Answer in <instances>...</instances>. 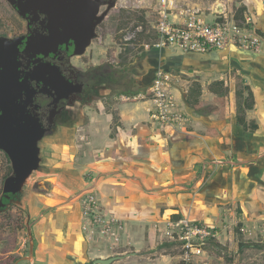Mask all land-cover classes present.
<instances>
[{
	"label": "rangeland",
	"instance_id": "rangeland-1",
	"mask_svg": "<svg viewBox=\"0 0 264 264\" xmlns=\"http://www.w3.org/2000/svg\"><path fill=\"white\" fill-rule=\"evenodd\" d=\"M176 1L178 8H199L206 13L210 12V9L220 8L221 4L228 8L234 7V0ZM121 4L125 5L126 3L122 1ZM127 5V7L123 6L115 10L118 19L115 22L111 21V28L107 31L105 47L95 49L96 55L98 52L108 53V56L116 62L114 63L116 65L122 64V59L117 55L122 56L125 47L128 46V42L124 39L126 32L129 29L133 32L140 20L141 23L145 20L148 26L154 23L160 0H128ZM10 12V6L6 0H0V15ZM139 18L141 19L139 20ZM208 19L210 20L211 17H208ZM115 23L120 26L117 27L114 25ZM147 37V35L138 36L136 39L134 38L135 40H132L133 44L131 45H134L138 51L133 60L138 57L128 67L124 75L120 76V85L117 84L112 88L111 97H114L120 90L130 91L140 87L144 89L150 85L158 69H167L179 78L180 82L177 83L176 90L180 87L181 91L186 92V94L182 92L185 95L191 88L197 89L198 84H202V95L204 94V97H207L203 99L206 110L210 112L213 110V113H217L218 118L222 120L227 113L228 115L231 114L234 102L231 99L236 95L237 76L247 83L251 82L249 76L252 78L251 83L257 88V95L256 108L250 111V117L256 118L261 123L260 129L254 138L251 137L249 140L252 146L250 149L254 151L253 157L247 155L244 157L245 151L242 149L239 151L238 147L243 148L241 145H244V143L237 144L236 148L224 149V153H220L221 159L218 163H216V160H218L216 154L202 157L195 163L197 171L193 170V166L183 167V172L179 178L181 187L178 190L181 191L184 187L183 184L185 185L183 190L191 194L189 205L194 206L195 201L199 200L200 203L195 207L198 213H204V219L201 220L215 226L220 233L219 238L207 246L209 264H254L255 259L262 260L264 264V252H261L258 248L263 243L264 231L257 227L264 225V216L256 220H247L244 218L242 211H239L241 203L244 205L249 204L246 200L248 196L245 197L243 191L250 183L259 190L264 188V77L259 75L260 73L256 69H247L250 62L264 61L262 60L264 56L262 59L259 58L264 55V51L246 50L249 53L252 52L251 54L256 55L257 53L260 55L258 58L255 56L256 60L252 61L250 57H244V54L236 57L237 53L231 49H229L230 51L224 50V53L222 50L216 51L213 54H190L173 48L146 49L142 44L150 41ZM229 48H232V46ZM237 49L241 52L244 50L238 47ZM219 80H224V88L226 86L229 88L224 107L216 99L217 95L211 92L212 84ZM215 87L220 88L218 84H215ZM110 96L104 99L106 108L104 107L101 110L102 112L97 106V102H93L84 108V115L73 131L68 134L66 131L63 135L45 140L40 168L33 172L17 197L10 201L4 210H0V264H48L47 259L51 253L47 251L46 247H43V244L50 243L52 239L62 242L66 237V226L69 227L67 228L68 239L72 238L75 233L80 234L74 236V239H78L81 234L86 237L84 238L89 244L90 250V252L88 250L87 252L91 260L99 254H108L107 257H109L136 253L112 264L175 263L172 256L177 251L168 247L158 249L160 245L158 238L151 237L147 230L151 227L155 229V225L153 226L150 221L140 218L124 220L127 235L122 233L120 235L121 241L118 244H114L113 239L111 240L106 235L99 234L93 236V238H88V232L83 228V225L79 231L74 229V227L77 228L74 219L75 217L77 219L80 207H82V196L94 194L103 204L98 193L87 187L97 176V169L101 167L96 164L98 156L96 153L102 152L111 145L110 138L107 135L109 125L114 127L118 123V121H115L116 119H113L114 117H111L112 113L116 111H112L115 105L111 104L112 106H109L110 100H112L111 98L108 99ZM148 106V104L142 102H124L121 104V110L138 109L143 117H147L146 108ZM223 109L224 117L221 118L220 114ZM94 119H97L95 125L102 132L99 136L94 134V142L92 143L93 139L87 127L94 123ZM153 124L154 127L158 128L167 127ZM191 125L190 118L186 127H175L174 129L184 130L186 134L187 131L191 130ZM204 133L206 134V131ZM233 135L228 132L225 133L226 137H230L229 139ZM231 141L233 143V138ZM244 141L247 143V140ZM244 158L247 160H244ZM254 163L258 164L257 168L250 167ZM176 164L177 168H182L179 166L181 164L178 162ZM7 166V157L3 151H0V197L3 194L4 175ZM259 168L262 169L260 172H258ZM185 173L190 174L189 181L180 183L182 176H188ZM261 204H263L262 201ZM102 208H104L105 213H110L104 204ZM182 214L190 216V213L187 212ZM239 223H242L247 229H251L253 234L239 233L237 230ZM160 226L163 227V224H160ZM29 231H32L33 234L34 252L32 256ZM130 232L136 235L134 236V240L137 242L136 245L129 241L128 235ZM141 238L143 239V245L139 246L138 243ZM124 240L126 241L125 244H123ZM41 258L46 260H41ZM195 264L202 263L195 262Z\"/></svg>",
	"mask_w": 264,
	"mask_h": 264
},
{
	"label": "crops",
	"instance_id": "crops-1",
	"mask_svg": "<svg viewBox=\"0 0 264 264\" xmlns=\"http://www.w3.org/2000/svg\"><path fill=\"white\" fill-rule=\"evenodd\" d=\"M244 3L248 7L246 13L248 15L250 14L253 18L254 27L264 37V0H244ZM233 47L234 46H232V48L223 49L222 52L224 53V50L230 51L229 49L235 52ZM235 48L237 49V47ZM238 51L237 49L236 57L244 54V57H250L252 61L256 60L255 56H257V58L260 56L257 53L256 55L251 54L252 52L249 53L246 49L242 50L243 52H241V50ZM263 51L264 43L259 51L254 52ZM187 53L200 54L193 52ZM213 53L215 52L211 54ZM263 56L264 55L259 58L262 59ZM262 62L260 60H258V62H250L248 63L249 67H247V69H256L257 72L260 73L259 75L264 77V61ZM249 78L252 82V78L250 76ZM251 82L249 81L248 83L256 96L257 88L254 87V84ZM182 92L180 87L178 90H175L176 95L178 93L177 97L183 109L191 118V130L186 133L188 137L184 130H175V127H154V124L150 121L149 106L146 108L147 117H143L138 112V109L128 108L126 110H121L120 105V107H118V115L120 116L122 126L118 127L114 137H111L112 127L109 125V132L107 135L110 138L111 145L106 147L102 152L96 153L98 154L96 164L101 167L97 169V176H95L87 188H91V190L97 192L102 203L107 208V211L115 214L122 220L140 218L152 222L154 226L156 223L161 224L163 220H167L171 217V213L178 211L181 213H190L193 219H204V213H198L195 207L200 201L196 200L194 206L189 205L191 194L183 190L185 189V185L183 184L184 187L181 191L178 190L179 187H181L179 185V178L183 172V167L193 166L194 170L196 168L195 163L198 162V159L213 154H216L215 156H217L218 159L216 163H218L220 161L219 159H221L220 153H224V149L229 150L231 148H236L237 144L240 145L241 143H244V145H241L243 148L238 147V149L239 151L240 149L245 151H241L244 152V157L246 155L253 157L252 154H254V151L250 149L252 146L249 140L251 137L254 138L257 132L252 133L245 131L243 127L238 124L236 115V95L231 99L234 101L231 114L228 115L227 113L225 115L226 117L220 120L217 113H209L210 111L208 110H206L207 113L204 114L196 112L189 103V92L187 95H185L186 92H183L185 94ZM206 98L204 94L201 95V100ZM142 103L147 104L145 102ZM250 115L251 113L248 112V120L252 119ZM111 117L113 118L114 116L112 115ZM93 122L94 123L87 127L93 139L92 143L94 142V134L99 136L102 132L100 128L95 125L97 119H94ZM258 123L261 125L260 122ZM201 131H206V134ZM214 131H217L216 135H212ZM226 132L234 134L232 136L233 143L231 141L232 138L229 139L230 137L225 136ZM244 140H247V143ZM244 160L247 159L244 158ZM177 162L181 164L179 166L182 168L176 167ZM251 165L250 167H258L257 163ZM261 170L262 169L259 168L258 172ZM185 174L188 176H182V181H180V183L189 181L190 174ZM243 182L245 183V181ZM243 192L245 197L248 196L246 200L249 203L248 205L241 203L240 207L244 218L247 220H256L264 216V188L259 190L254 188L252 183H250ZM261 201L263 204H261ZM205 216L207 217V215ZM74 221L77 223V228H75L74 225L73 227L79 231L85 222L81 209L77 215V219L75 217ZM67 228L69 227L66 226V237ZM147 230L151 237L155 236L156 232L154 227L148 228ZM78 234L80 233H75L70 239L65 237L62 242H59L57 239H52L50 243L43 244V247H46L47 251L51 253L47 259L48 264H93L94 259L91 260L88 254L90 250L89 244H87L85 239L86 237L84 236V238L81 234V238L74 239V236L76 237ZM125 235H127V233ZM128 236L130 239L129 241L136 245L137 242L134 240V236L136 235L130 232ZM125 243L126 241L124 240L123 244ZM138 244L139 246L143 245L142 238ZM68 248L72 249L70 250ZM107 256L108 254H99L96 257ZM41 260L46 259L41 258Z\"/></svg>",
	"mask_w": 264,
	"mask_h": 264
},
{
	"label": "flooded vegetation",
	"instance_id": "flooded-vegetation-1",
	"mask_svg": "<svg viewBox=\"0 0 264 264\" xmlns=\"http://www.w3.org/2000/svg\"><path fill=\"white\" fill-rule=\"evenodd\" d=\"M26 1L16 0L12 4L6 0L11 12L0 15V68L8 64L14 68L12 70L19 80L28 84V90L16 92L17 104L22 108L13 119L17 122L35 120L45 131L39 141L42 163L45 140L73 131L89 104L97 102L100 111L106 108L104 99L112 95L114 86L120 85V76L138 56L128 64L122 62V66L121 63L114 64L116 62L108 53L98 52L96 55L95 51L105 47L111 21L118 19L115 10L127 7L128 0H68L71 4L67 3L62 12L55 14L40 9L21 13L18 4ZM122 1L126 4L122 5ZM136 37L138 34L125 41ZM117 56L121 59L120 55ZM137 90L143 88L120 90L108 98L112 99L109 106L115 105L112 111L116 112L112 115L113 119L118 116L117 125L122 126L118 107L124 102L137 103L124 101L122 96ZM3 152L8 160L7 169L12 168L9 155Z\"/></svg>",
	"mask_w": 264,
	"mask_h": 264
},
{
	"label": "built area",
	"instance_id": "built-area-1",
	"mask_svg": "<svg viewBox=\"0 0 264 264\" xmlns=\"http://www.w3.org/2000/svg\"><path fill=\"white\" fill-rule=\"evenodd\" d=\"M151 25L146 29L141 23L137 30L128 33L125 39L129 40L145 31L150 40L143 43L146 49L176 47L185 52L200 54L212 53L230 46L259 51L264 43V37L254 27L250 14L245 13L244 19L238 20L235 10L226 6H223L221 12L218 9H210V12L206 13L199 8H178L176 0H160L156 20ZM178 82L179 78L171 71L158 69L148 87L123 95L122 99L147 103L152 123L184 128L190 118L175 93ZM84 197L81 200L85 221L83 228L88 232V238L101 234L118 244L121 241L120 235L127 232L124 220L114 214L105 213L103 204L94 194ZM161 224L163 227L159 223L155 224L156 233L153 238H158L160 244L165 243L169 245L168 248L177 251L172 256L175 259L174 264L210 263L207 246L220 236L215 226L186 215L179 219L169 217ZM257 227L264 231V225ZM239 233L253 234V231L242 225ZM258 248L264 252V240ZM253 263L263 264L262 260L257 259Z\"/></svg>",
	"mask_w": 264,
	"mask_h": 264
},
{
	"label": "water",
	"instance_id": "water-1",
	"mask_svg": "<svg viewBox=\"0 0 264 264\" xmlns=\"http://www.w3.org/2000/svg\"><path fill=\"white\" fill-rule=\"evenodd\" d=\"M9 2L15 4L16 0H9ZM67 3L71 4L68 0H27L25 4L19 3L18 6L21 13L31 9H40L55 14L62 12ZM217 9L221 12L223 5L221 4ZM0 44H2V40H0ZM4 60L6 61V58ZM2 67L3 69L0 68V110L2 111L0 114V149L5 151L12 161L13 172L6 177L3 186V195L10 198L11 194H18L23 190L32 173L40 167L39 141L45 131L35 120L17 122L13 119L22 108L17 104L18 95L16 92L28 90V84L19 80L12 70L13 67L10 68L8 64H4ZM58 80L60 82V79ZM46 81L49 82L48 79ZM63 83L65 84V81ZM5 205L2 197L0 208ZM29 235L32 256L34 252L32 231H29ZM131 254L136 253L113 255L106 258L98 257L93 260V264H112Z\"/></svg>",
	"mask_w": 264,
	"mask_h": 264
},
{
	"label": "trees",
	"instance_id": "trees-1",
	"mask_svg": "<svg viewBox=\"0 0 264 264\" xmlns=\"http://www.w3.org/2000/svg\"><path fill=\"white\" fill-rule=\"evenodd\" d=\"M233 8L235 10L236 18L238 20L240 19L243 20L244 14L247 12V9H248L247 5L244 3V0H234ZM140 19L141 18H139V20ZM137 23L138 24L135 26L134 30H136L138 26L141 24V20ZM142 24H144L145 28L147 29L148 23L145 20L142 21ZM128 33L129 32L127 31L126 35ZM146 34L147 33L144 31V32L138 33V36L143 37V36H146ZM126 42H128V46L125 47V52L121 56V59L124 64H128L129 62L133 61L134 56L137 55L138 53L135 46L131 45L133 44L132 40L126 41ZM214 83L218 84L220 88L215 87V84H212L211 92L217 95L216 99L220 102L222 107H224L227 95L229 93V88L227 86L224 88V84H225L224 80H221V81L219 80L218 82H214ZM138 91L139 90L134 91V92L136 93ZM202 91H203L202 84H198L197 89L191 88L188 93V100H189L190 105L195 109L196 112L204 114V113H207V111H206V106L203 103V100H201ZM235 94H236V115H237L238 124L242 126L245 131L252 132V133L257 132L260 128L258 121L255 118H252L250 120H248L247 118V113L256 108V96L250 84H248L244 79H241L239 76H237L236 78ZM213 112L214 111L211 110V112L209 113H213ZM220 117L221 118L224 117V109L222 110ZM115 119L117 121L118 116H115ZM119 126L120 124H118L117 126L114 125V127L112 126L111 137L115 136ZM216 134H217V131L212 132V135H216ZM11 173H12V168L11 166H9L4 175V181L6 177L9 176ZM2 197L5 203H9L15 197V194H11L10 198H6L2 194ZM239 211H242V210L239 209ZM182 216L183 214L179 211L171 213V218L173 219H179ZM241 226H242V223H239L237 225L238 232L240 231ZM167 246L169 245L162 243L158 246V249H163V248H166Z\"/></svg>",
	"mask_w": 264,
	"mask_h": 264
},
{
	"label": "clouds",
	"instance_id": "clouds-1",
	"mask_svg": "<svg viewBox=\"0 0 264 264\" xmlns=\"http://www.w3.org/2000/svg\"><path fill=\"white\" fill-rule=\"evenodd\" d=\"M209 13V12H208ZM147 26H148V24H147ZM152 25H150L149 27H151ZM147 35V34H146ZM148 37H149V35H147ZM168 48H176V47H168ZM238 48H240V47H238ZM155 49V48H154ZM162 49H165V48H162ZM179 49V48H178ZM227 49V48H226ZM181 50V49H180ZM216 52V51H215ZM208 54H210V53H208ZM167 70V69H166ZM174 74V73H173Z\"/></svg>",
	"mask_w": 264,
	"mask_h": 264
},
{
	"label": "bare ground",
	"instance_id": "bare-ground-1",
	"mask_svg": "<svg viewBox=\"0 0 264 264\" xmlns=\"http://www.w3.org/2000/svg\"><path fill=\"white\" fill-rule=\"evenodd\" d=\"M233 50L236 52L237 51V49L235 48V47H233ZM263 116V115H262ZM168 127H171V126H168Z\"/></svg>",
	"mask_w": 264,
	"mask_h": 264
}]
</instances>
